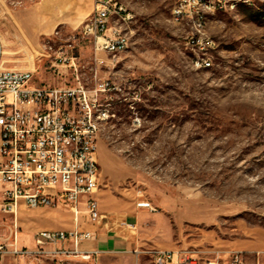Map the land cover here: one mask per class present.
Wrapping results in <instances>:
<instances>
[{
  "label": "rangeland",
  "instance_id": "1",
  "mask_svg": "<svg viewBox=\"0 0 264 264\" xmlns=\"http://www.w3.org/2000/svg\"><path fill=\"white\" fill-rule=\"evenodd\" d=\"M119 2L126 10L112 11L111 32L125 34L128 46L113 54L82 33L99 0H0L3 66L34 70L35 83L47 86L73 85L76 73L90 90L109 82V98L100 97L110 117L98 141L99 203L152 204L162 212L159 227L183 248L211 251L256 236L264 231V0H191L180 14L181 0ZM202 58L211 66L197 65ZM12 223L0 212L6 244ZM18 226L19 247L36 249L35 224L19 212ZM154 232L140 228L138 257L84 259L46 245L0 254V264H152ZM258 256L247 252L248 264H264Z\"/></svg>",
  "mask_w": 264,
  "mask_h": 264
},
{
  "label": "built area",
  "instance_id": "2",
  "mask_svg": "<svg viewBox=\"0 0 264 264\" xmlns=\"http://www.w3.org/2000/svg\"><path fill=\"white\" fill-rule=\"evenodd\" d=\"M190 2L181 0L174 12L180 14L181 6ZM223 5L222 0H217L213 7ZM125 10L115 0H99L96 12L82 29L83 35L93 37L96 49L113 54L125 50V36H120L117 29L111 32L110 23L112 11ZM3 54L0 37V212L13 216L12 241L9 244L0 241V254L40 253L46 245H54L60 253L89 259L90 254L82 250V244L93 238L95 232L78 225L71 230H40L35 234L36 249L20 248L18 212L26 205L70 210L77 222L82 213L93 224L105 218L98 200L101 172L98 141L101 126L110 117L109 111L100 112V97L105 95L108 99L112 91L109 82L90 90L76 73L73 85L37 84L34 70L5 68ZM197 61L203 67L211 66L206 58ZM135 95L139 96V92ZM132 121L134 125L141 124L139 116ZM143 205L156 210L150 203ZM129 226L137 230L135 223ZM142 252L140 247L132 250L136 257ZM147 253L152 264H248L247 252L242 250L223 254L219 250L152 248Z\"/></svg>",
  "mask_w": 264,
  "mask_h": 264
},
{
  "label": "crops",
  "instance_id": "3",
  "mask_svg": "<svg viewBox=\"0 0 264 264\" xmlns=\"http://www.w3.org/2000/svg\"><path fill=\"white\" fill-rule=\"evenodd\" d=\"M3 63V60H2ZM9 69H21L15 66H6ZM99 198V193H98ZM132 206L131 208H123L118 203H105L102 199L100 203V209L105 215V218L101 220L100 223H91L87 216H79L78 222L74 219V214L70 210L54 209L49 208V210H36L30 211L25 210V206L20 207V217L26 224L33 222L35 224L34 229V239L30 246L35 247V234L40 230H71L77 225L85 230H90L95 232V235L90 240L84 241L82 244V250L89 252L90 258L100 252L110 251H129L136 247H139L138 234L140 228L144 225H151V228H155L154 233L151 234L154 247L161 250H174V249H187L179 247L176 239L173 237V232L170 231L169 227L160 228V224H164V220L161 216L160 210L151 211L148 208H140ZM173 209V207H171ZM18 212V215H19ZM26 218V220H24ZM196 221L205 220L204 216L194 214L193 220ZM81 220V225H80ZM195 221V220H194ZM154 222V223H153ZM135 223L137 225V230H131L129 224ZM159 231L164 232V234L159 233ZM254 232V230H252ZM163 235V237H161ZM166 236V237H165ZM91 241L89 245L87 242ZM19 234H18V246H19ZM136 243V244H135ZM70 244H66L69 246ZM220 248L217 249L221 253L226 254L227 252L234 250H242L246 252H257L258 259H264V231L258 232L256 236H250L245 239L228 240L220 244ZM21 247L27 248L25 245H20ZM81 256L82 255H77Z\"/></svg>",
  "mask_w": 264,
  "mask_h": 264
},
{
  "label": "bare ground",
  "instance_id": "4",
  "mask_svg": "<svg viewBox=\"0 0 264 264\" xmlns=\"http://www.w3.org/2000/svg\"><path fill=\"white\" fill-rule=\"evenodd\" d=\"M115 1H117L118 4H121L122 7H123V9H125L124 6H123V4L120 3L119 0H115ZM207 6H208V5H207ZM184 7H185V6H181V12H182V8H184ZM183 13H184V12H183ZM177 20H178V19H177ZM120 36H125V40H124V49H126L127 46H128V38H127V36H126L125 34H123V33H121V32H120ZM196 63H197V65H198V61H196ZM107 111H109V109H108L106 106H103V104H100V112H107Z\"/></svg>",
  "mask_w": 264,
  "mask_h": 264
}]
</instances>
